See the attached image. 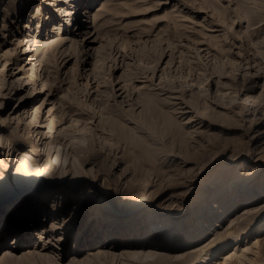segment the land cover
Wrapping results in <instances>:
<instances>
[{"label":"rangeland","instance_id":"rangeland-1","mask_svg":"<svg viewBox=\"0 0 264 264\" xmlns=\"http://www.w3.org/2000/svg\"><path fill=\"white\" fill-rule=\"evenodd\" d=\"M161 86L181 92L156 94ZM119 88L123 96L113 99ZM193 118L199 122L188 123ZM135 129L152 136L147 144ZM7 143L31 158L18 184L47 170L73 171L66 176L73 181L83 168L91 184L81 182L60 216L48 212L56 198L32 202L30 215L47 211L27 224L19 249L4 255L17 232L0 244V264H163L161 255L187 264L208 242L252 226L260 228L250 237L258 243L253 255L241 242L214 264L243 249L253 258L244 264L264 262V0H0V144ZM112 158L116 174L97 183V168L106 172ZM4 162L0 154V171ZM15 169L0 188H25L14 186ZM243 184L248 189L239 192ZM208 210L214 221L204 226ZM54 219L62 226L54 234L65 241L61 260L34 247L42 244L36 229ZM172 220L182 226L152 230ZM106 234L112 245L94 247Z\"/></svg>","mask_w":264,"mask_h":264},{"label":"bare ground","instance_id":"bare-ground-1","mask_svg":"<svg viewBox=\"0 0 264 264\" xmlns=\"http://www.w3.org/2000/svg\"><path fill=\"white\" fill-rule=\"evenodd\" d=\"M77 13H79L80 15H83L84 11L82 10H78ZM89 14V11L88 10H85V13L84 15H88ZM83 18V17H82ZM82 18H80L79 20L83 22ZM252 20V18H251ZM13 76V75H12ZM165 84V83H164ZM184 86V85H183ZM182 86V88H184ZM187 87V86H186ZM175 88V87H174ZM157 89L159 90V92H155L156 94H162L163 92L162 91H172V92H181V88H180V91H176V89L174 90H170V88H166V87H157ZM172 89V87H171ZM189 89V88H187ZM120 90H122V88H119V89H113L112 90V96H113V99L114 98H119V97H122L125 90H123L122 92H119ZM156 90V91H158ZM183 90V89H182ZM155 94V95H156ZM154 96V95H152ZM160 98V97H159ZM132 98H129L130 100V104H133V101L131 100ZM152 99V98H151ZM157 99V97H156ZM134 100V99H133ZM158 100V99H157ZM135 101V100H134ZM154 101V100H153ZM136 102V101H135ZM138 102V101H137ZM211 102H215L217 105H220V106H223L221 103L219 102H216L214 100H211ZM140 103V102H138ZM146 103V102H145ZM162 103V102H161ZM177 104H182V103H177ZM150 105V104H149ZM155 105V104H154ZM165 106V105H164ZM183 106V105H182ZM182 106H179L177 109L178 110H181L179 111V113H186L187 111H182ZM152 106H150V109H151ZM184 107V106H183ZM147 107H144V109H146ZM156 108V107H155ZM148 109V108H147ZM149 110V109H148ZM147 110V111H148ZM154 109H153V113L154 114ZM192 112V111H191ZM178 113V112H177ZM175 114V113H174ZM199 117V116H198ZM127 119V118H126ZM131 119V118H130ZM129 120V119H128ZM149 120V118H148ZM146 122V121H145ZM199 120L198 119H192V121H188V123L190 124H193V123H198ZM147 123V122H146ZM152 122H150V125H151ZM153 124V123H152ZM187 124V123H186ZM128 126V125H127ZM103 127V126H102ZM111 127V126H110ZM117 127H119V125H117ZM159 127V126H158ZM106 128V127H104ZM115 128V126H114ZM96 129V128H95ZM179 129V128H178ZM101 130V128H100ZM107 130H109L108 126H107ZM125 130V129H124ZM134 130V129H133ZM166 130V129H165ZM173 130H176V129H173ZM98 131V130H97ZM106 131V130H104ZM111 131V130H110ZM114 131V130H113ZM113 131H111L110 133H112ZM136 132H139L141 134H139L138 136L142 138V142H144L148 137H152L150 134H148L146 131L144 132L140 130H136ZM179 131V130H178ZM178 131H176L177 133H179ZM128 132V131H127ZM133 132V131H132ZM103 133V132H102ZM108 133V132H106ZM109 133V134H110ZM134 133V132H133ZM146 133V134H145ZM116 135V133H114ZM118 134V133H117ZM123 134V133H122ZM147 134L149 136H147ZM180 134V133H179ZM111 135V134H110ZM114 135V136H115ZM119 137H120V134H118ZM137 135V134H136ZM156 135V134H154ZM170 135V134H169ZM113 136V135H112ZM123 136V135H122ZM134 136V135H133ZM136 137V136H135ZM134 137V138H135ZM187 137V136H186ZM47 136H45V134L43 133L41 135V138L40 139H46ZM116 138V137H115ZM127 138V136H126ZM133 138V137H132ZM262 138V137H260ZM68 139V138H66ZM118 139V138H117ZM130 139V138H129ZM161 139V138H160ZM113 140V139H112ZM134 140V139H133ZM139 140V139H138ZM153 140V138H152ZM127 141V140H126ZM141 141V140H140ZM161 141V140H160ZM43 142V141H42ZM68 142V141H67ZM119 142V141H117ZM122 142V140H121ZM129 142V141H128ZM127 142V143H128ZM141 142V144H142ZM149 142V140H148ZM62 143V142H61ZM126 143V144H127ZM135 143V141H134ZM136 143H138V145L140 146V152H144V155H146V151H147V155H148V150L146 148V146H142L141 144H139V142L136 141ZM145 144H147L146 142H144ZM154 143H157L156 142V139L154 140ZM48 144V143H47ZM125 144V143H124ZM51 145L53 144H48V149L50 150V148L52 147ZM69 145V144H68ZM67 145V146H68ZM128 145V144H127ZM20 146V147H19ZM46 146V145H45ZM51 146V147H50ZM54 146V145H53ZM71 146V145H70ZM130 146V145H129ZM158 146V145H157ZM44 147V146H43ZM58 147V146H57ZM69 147V146H68ZM41 148V147H40ZM59 148V147H58ZM57 148V149H58ZM65 148V146H64ZM134 149V148H132ZM149 149V148H148ZM52 150V148H51ZM56 150V149H55ZM59 151L61 150L58 149ZM159 150V149H158ZM152 151V150H151ZM23 151L21 150V145H17V144H11V143H7L5 145H1L0 144V154L5 158V162L4 164L2 165V170L0 171V178H8L9 175H11V170L16 167L15 169V172L13 173L14 174V177H15V187L16 188H19L21 185H23L25 188L22 189V191H19V192H10V189H8V186H4L2 188H0V244L1 245H5V242H7V240L9 239L10 235L12 234H15V232H17L19 234V236L17 237H14L11 241L10 239V243H12L7 249H9V252H5L4 255H6L7 253H11V252H14L17 248L19 249L20 247V244L21 243H24L26 242L27 240V233L30 232L31 230H29V227H26L27 224H32L35 220H36V216L39 212H46L47 209H45V207H43V209L40 207V208H36L35 210V213L36 215H30L31 212H33V208L31 210H27L29 209L30 206L33 205V203L35 204H45L47 202V200L51 199V198H56V200H54V203L52 204V209L48 212L52 213L54 216H60V214H65L66 213V205H69L74 199H75V192H78L77 190H81V188L83 187H80V184L81 182H83V180H90V184H91V178H89V173H88V176H87V171L89 170H85L84 168L82 169V171H79L77 169H75L77 172H80V174L78 176H74V180H70V181H67L68 179L66 178V176L68 177L69 176V173H73V171H70L67 170V171H59L57 172L56 174H50L49 171L47 170V172L49 173H46V176H44L45 178H38V179H33V180H24L23 182L19 183L18 184V181L20 179H22L21 177L23 176L24 174V171H25V165L26 164H29V165H32L31 163V158H30V161H29V156L24 155L22 153ZM39 152V151H38ZM48 152V150H47ZM50 153V151H49ZM48 153V154H49ZM52 153V151H51ZM151 153V152H150ZM34 154V153H33ZM45 149L40 151V157L41 155H45ZM47 154V155H48ZM133 154V152H132ZM137 154V153H136ZM135 154V155H136ZM50 155V154H49ZM48 155V156H49ZM146 155V156H147ZM47 156V157H48ZM152 156V155H151ZM52 157V156H50ZM137 157V155H136ZM148 157V156H147ZM153 157V156H152ZM151 157V160L154 159ZM234 157H236V155H234ZM34 158V157H33ZM37 158V157H36ZM44 158V157H43ZM139 159V157H138ZM146 159H150L149 157L146 158ZM111 160V159H110ZM113 160V158H112ZM147 160V161H148ZM156 160V159H154ZM154 160H153V163H154ZM3 161V160H2ZM1 161V162H2ZM134 161V160H133ZM142 161V160H141ZM157 161V160H156ZM34 162V161H33ZM40 162V161H39ZM69 162V161H68ZM82 162V160H81ZM86 162V161H85ZM91 162V161H90ZM112 162L111 166L108 165V169L106 172H103L100 168L98 169L97 168V173L95 172V180H97L96 182L98 183V181L101 179V176L103 174H106V175H115L116 173L114 172V169L116 168V164H117V161L113 160V161H110ZM186 162V161H185ZM3 163V162H2ZM35 163H36V160H35ZM142 163V162H141ZM150 163V161H149ZM157 163V162H155ZM18 164V165H17ZM77 164V163H75ZM109 164V163H108ZM69 165V164H68ZM71 165V164H70ZM119 165V164H118ZM147 165V164H146ZM154 165V164H153ZM157 165V164H156ZM38 166V165H37ZM96 166V165H95ZM145 167V166H144ZM150 167V166H149ZM154 167V166H153ZM32 168V167H31ZM76 168V167H75ZM156 168V167H155ZM57 169V168H55ZM157 169V168H156ZM40 170V169H39ZM66 170V169H65ZM74 170V171H75ZM131 170V169H130ZM52 171V170H51ZM75 171V172H76ZM92 171V170H91ZM54 172V170H53ZM128 173V170L126 171ZM35 173H38V169L35 170ZM59 173V174H58ZM45 174V173H43ZM117 179V178H116ZM96 182H92V185L95 186V183ZM57 184H62V185H66L65 187H68L69 189H63V187L61 188H58L57 189ZM85 184V182H84ZM84 184H82L81 186H83ZM19 185V186H17ZM253 186V185H250V187ZM238 190L239 192H243V191H247L248 187L245 186L244 184L243 185H239L238 186ZM261 188V185L259 186V189ZM64 190L66 193L63 194H57L58 191L57 190ZM225 189V187H224ZM223 189V190H224ZM223 190H220L219 193H222ZM27 191V192H26ZM97 192L100 194L103 192L102 189L100 188H97ZM212 196V195H211ZM90 197V196H89ZM81 198L82 200L85 198L84 197H79ZM93 198V197H91ZM140 199H144V195H141ZM89 201V200H88ZM33 202V203H32ZM77 206L73 209V210H81L84 206V203L83 201H81L80 204L76 203ZM51 206V205H50ZM145 205L142 204V205H139L137 207L138 211H142L145 207ZM101 208H103V205L100 206ZM25 208V209H24ZM129 208H133L132 206L129 207ZM209 210L207 211V214L206 215H203L201 214L200 216L205 218L206 220L208 219V217H210V223H208V225H204V226H209V225H213V219L211 218L212 216H209ZM84 213V212H83ZM94 213L93 211L90 212V214ZM15 214H17L15 216ZM76 217L77 215V212H75L74 214H72V216ZM85 215V214H84ZM181 215H179L180 217ZM208 216V217H207ZM170 224H173V225H169L167 226L168 224L164 221H160V222H157L156 224H153V229L152 230H166L168 228H171V227H177L178 229L180 228V226H182V223L179 221V220H172L170 221ZM175 224V225H174ZM17 226H20L18 228H15ZM197 226H200V227H203V224L202 225H197ZM218 226V225H217ZM220 226V225H219ZM259 227V226H258ZM209 228V227H208ZM254 228V230H252ZM62 229V226L59 225V221H57L56 219L53 220V223H52V226L51 228H46L44 227L42 230L39 231V229H36V238L40 239L41 243L42 244H39V243H35V248L36 249H39V254L41 255H45L44 257H47V253H42L43 251H51V253H53L52 258L56 259V260H61V259H64L65 258V254L64 253H61V247L62 245L65 244V241L63 240L62 237H60L59 235H55L54 233H58L59 230ZM258 229L260 228H255L254 226L252 227H247L246 229H243V230H239V231H234L233 229L232 230H229L227 233H225V235H223L218 241H216L215 243H210L208 242L206 245L202 246L200 248V250H198V253H197V256L196 258L194 259H191L189 261V263L187 264H214L216 263L215 262V259L218 258V256H220L221 254H223L225 251H227V249H230L231 245H235L236 248H241V245H239L241 242H243V244L245 242H247L246 244L249 245L247 247L246 250H249L250 251V254L253 255V252L255 251V246L258 245V243H254L253 242V239H251L250 237H252L254 234L257 233ZM53 232V234H49V232ZM213 233L211 232H206L203 236H207L208 235V238H204V241L206 239H209V234H215L216 233V229H213ZM48 234V236H47ZM100 235V234H99ZM98 235V237H99ZM110 235L109 234H106L105 235V239L104 240L103 238H100V240L97 242L96 240H93V244H94V247L97 245L98 247H104L105 245H112L108 240L107 238L109 237ZM203 236H200L197 238L196 240V243H199L201 240H203ZM22 239L20 241L19 239ZM35 238V239H36ZM80 239V236L78 237V240ZM171 240V239H169ZM113 242V241H111ZM117 242V241H114V243ZM137 242H140V241H137ZM144 241H142L143 243ZM195 242V241H194ZM122 242L120 241L118 244H114V245H120ZM134 243V242H133ZM152 243V242H151ZM58 244H60V246H58ZM77 244V243H76ZM75 244V245H76ZM113 245V246H114ZM148 245V244H147ZM142 246L140 248H144V249H147L148 246ZM169 243L168 242H164V243H160V247H168ZM137 247V246H136ZM115 248V247H114ZM245 249H243L242 253L240 255H238L239 253H234V254H231L230 256L226 257L222 262H220L219 264H244V262H247V260H252L253 258H251L250 256L248 257L247 255H249V252H247ZM49 251V252H50ZM9 255V254H8ZM49 258H50V254H48ZM158 259L162 260L163 261V264H176L177 262H181V257H178V256H157ZM247 257V258H246ZM224 258V257H223ZM55 260V261H56ZM57 263V262H56ZM253 264H264V262H261V263H258L255 261L252 262Z\"/></svg>","mask_w":264,"mask_h":264}]
</instances>
